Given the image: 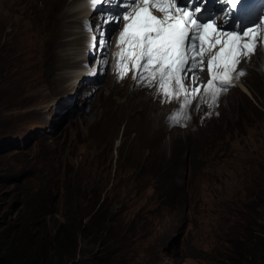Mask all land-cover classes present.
Listing matches in <instances>:
<instances>
[{"label": "rangeland", "instance_id": "rangeland-1", "mask_svg": "<svg viewBox=\"0 0 264 264\" xmlns=\"http://www.w3.org/2000/svg\"><path fill=\"white\" fill-rule=\"evenodd\" d=\"M68 1L0 0V20L4 22L0 48L12 44L18 50L13 60L21 77L12 101L0 99V230L16 226L53 233L63 220L62 182L86 160L101 168L85 180L87 187L94 179L104 178L109 182L104 183V194H111L113 188L120 190L130 206L128 220L136 225L134 233L123 240L109 247L97 246L94 256L105 257L104 264H215L212 231L216 204L228 192L229 174L236 170L231 167L239 152L264 145V52L241 58L236 73L243 71L244 75L224 87L215 103L206 90L191 97L187 105L181 94L173 101L154 100L153 81L147 84V80L139 86L117 87L107 77L115 73L107 63L110 45L88 51L83 65L93 71L72 84L59 53L61 25L69 22L65 19ZM110 4L113 8L108 9L115 17L118 4ZM121 23L99 26L109 43ZM115 74L118 82L121 76ZM66 84L76 85L77 91H65ZM100 86L104 87L99 92ZM68 92L74 97L60 95ZM65 99L74 104L70 112L64 105L67 101L55 105ZM177 108H183L179 116L174 115ZM209 110L217 121L224 119L221 127L227 136L218 142L208 164L201 170L192 169L187 177L195 202H187L181 193L172 203L156 189L145 167L156 159L153 150L163 156L169 141L207 124ZM182 124L187 131L180 130ZM162 191L175 195L170 189ZM215 232L219 237L225 234L224 229Z\"/></svg>", "mask_w": 264, "mask_h": 264}, {"label": "trees", "instance_id": "trees-1", "mask_svg": "<svg viewBox=\"0 0 264 264\" xmlns=\"http://www.w3.org/2000/svg\"><path fill=\"white\" fill-rule=\"evenodd\" d=\"M0 28H4L1 20ZM17 51L12 44L0 48V99L5 97L12 101L15 88L20 87L19 67L13 60ZM223 120L217 121L209 113L207 124L201 125L198 131L173 139L170 151L168 149L163 156L156 149L152 151L156 159L145 169L166 199L175 203L184 193L187 202H195L188 191L187 177L192 169L197 171L205 167L217 150L218 142L226 138L227 132L221 127ZM97 166L84 160L78 169L66 174L62 182L63 220L53 233H34L16 226L0 230V264L106 262L105 257L94 256V249L100 245L109 247L132 235L136 225L128 220L130 206H126V196L121 195L120 190L113 188L111 194L110 191L104 194V183L109 184L104 178L94 179L87 187L85 180L95 172L100 173L101 168ZM234 166V174L229 170L228 192L216 204L217 220L212 231L214 262L264 264V145L252 152L247 149L239 152L231 168ZM165 189L175 195L162 191ZM221 229L225 234L219 237L215 230Z\"/></svg>", "mask_w": 264, "mask_h": 264}, {"label": "snow or ice", "instance_id": "snow-or-ice-1", "mask_svg": "<svg viewBox=\"0 0 264 264\" xmlns=\"http://www.w3.org/2000/svg\"><path fill=\"white\" fill-rule=\"evenodd\" d=\"M102 2L104 0H92L94 5ZM181 3L184 6H178L177 0H130L124 5L127 10L122 16L106 19V23L124 22L118 37L120 51L116 66L121 78L128 69V62L138 70L139 78L149 84L158 76L160 91L167 97L183 94L187 105L191 103L187 97L194 99L199 89L189 92L182 73L189 68L203 70L207 55L210 79L205 90L215 103L224 86L231 85L236 78L241 58L254 53L260 39L259 29L223 31L211 17L205 20L200 16L203 0L195 7H189V0H181ZM228 3L236 8L238 0H228ZM238 75L243 76L244 72ZM191 79L194 83L195 77Z\"/></svg>", "mask_w": 264, "mask_h": 264}, {"label": "bare ground", "instance_id": "bare-ground-1", "mask_svg": "<svg viewBox=\"0 0 264 264\" xmlns=\"http://www.w3.org/2000/svg\"><path fill=\"white\" fill-rule=\"evenodd\" d=\"M112 1L113 0H104V2L95 4V5L92 3V0H69L68 1L67 16L65 17V19L66 20L68 19L70 23L64 22L61 25L62 29H60L61 34L59 37L60 38L59 43L62 45V49L59 51V53H60V56H61L62 60L64 61V63H66L68 66V70L65 72V74L72 76V79L69 80L70 83H72V84L75 83L80 78V76H82V75H88L89 76L90 73L93 71V67L91 69H89L87 66H84L83 63H85V62L87 63L88 51L93 50V49L97 50L98 46H100L101 48L104 47V49H107V47L109 45L111 46L110 47L111 53L109 54L110 56H109V59L107 60V63L109 65V67L111 68V70H113L114 72H116V70H118L116 67V54L118 51H120V49L117 47V43H118V37L120 35L119 30L121 28L118 30V32L115 33V35L112 38L110 43L108 42V35L105 34L101 28H99V26L103 27L102 25L106 21L105 19L108 18V16L106 17L105 14L114 12L113 10L110 11V9L113 8V5L110 4ZM114 2L116 4H118V7H119L116 10L114 16L118 17L119 14L123 10H125V7L123 4H121V2H123L121 0H119V1L116 0ZM177 4H178V6H182L181 0H177ZM100 7H102V9L97 13L96 10ZM108 8H110V9H108ZM155 14H157L158 16L161 15L159 12H155ZM102 20H103V22H101ZM220 27H221L220 29H223L224 25H221ZM259 35L261 38V41L258 40L260 42L259 43L260 45L258 48L255 47V51H256V53H258V52L263 53L264 52V29H259ZM93 37H95V41H93ZM62 41H63V43H62ZM94 44H95V46H94ZM257 55H259V54H257ZM208 59H209V57L206 55L204 57L203 72L201 73L204 75V77L200 74V68H195V69L189 68L184 73H182V75L185 77V80H184L185 87L189 90V92H191V90L193 88L199 89L198 94H200V95L203 94V92L205 91L206 85H207L206 82H208V80L210 79V74H209L208 67H207ZM248 60H250V59H248ZM80 64H82L81 67H79ZM76 66H78L79 68L76 69ZM137 71L138 70L134 67V65L132 63L131 66L127 69L123 78H120V77L118 78V80H119L118 82L115 80V75H116L115 73L111 72L107 77H108V79L112 78V80L117 83V85H118L117 87H119L120 85L121 86L128 85L130 87L131 86L133 87V86H139L140 84H145V82H147V81L141 80L139 78V76L137 75ZM140 71H143V70L141 69ZM119 72H120V70H119ZM59 75H61V74H59ZM144 75H147V73H144ZM117 76H119V75H117ZM193 76L195 77L194 83L191 79ZM235 79L241 80V76L236 74ZM159 83H160L159 77L157 76L156 79L153 80V83H152V84H154L153 85V88H154L153 99L154 100L166 99V100L173 101L175 99L174 98L175 96H173V97L165 96L159 89ZM205 83H206V85H205ZM147 84H149V83H147ZM69 85L66 84V86L64 88L65 91H71V90L77 91L78 87L76 88V85H74L73 87H71ZM238 85L241 89L245 88V86L243 84H238ZM202 86H203V88H202ZM103 87L100 86L97 88V90L100 92L103 90ZM175 87L176 86L173 83L172 88L175 89ZM224 87H226V86H224ZM246 92H247V90H246ZM60 95H63V96H70L71 95V98L74 97V95L72 93L70 94L69 92L66 94L60 93ZM180 96L183 98L182 102H185L186 97L183 94H181ZM190 98H191V96L187 97V99H189V100H190ZM67 99H65V101L63 103H62V100H60L55 105L60 106L67 101V103L64 105H66L65 108L68 107V109H69L68 112H70L72 110V108L74 107V104L72 105L71 102L68 101ZM76 102H77V100H76ZM87 102L88 101L86 100V104H87ZM198 102H199V99L197 100V103ZM89 103H91V102H89ZM89 103H88V105H89ZM194 107L195 106H192V108H194ZM180 109H183V108H177V111H179ZM185 109H187V107ZM77 110L79 111L80 108L78 107ZM56 115H57V117L58 116H60V117L64 116V115L61 116L59 114H56ZM179 136L180 135H178L177 137H179ZM172 143H173V140L169 141V144H172Z\"/></svg>", "mask_w": 264, "mask_h": 264}]
</instances>
